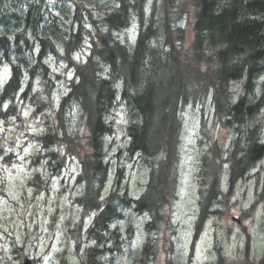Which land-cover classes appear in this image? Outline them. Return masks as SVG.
I'll use <instances>...</instances> for the list:
<instances>
[{
    "label": "trees",
    "instance_id": "1",
    "mask_svg": "<svg viewBox=\"0 0 264 264\" xmlns=\"http://www.w3.org/2000/svg\"><path fill=\"white\" fill-rule=\"evenodd\" d=\"M89 1H70L73 10L53 15L42 8L44 0H0V71L5 66L10 73L0 87V124L19 120L24 109L41 119V130L31 138L43 155L32 160L41 159L50 177L59 175L68 158L78 160L77 181L84 189L75 203L81 216L95 214L88 229L76 223V249L80 233L94 242L76 254L78 264L116 263L122 255L116 247L120 230L111 225L128 211L149 213L151 219L145 226L151 236L130 253L128 264H184L172 241L162 247L158 233L169 222L167 208L179 189L188 113L198 115L190 168L197 195L195 236L205 223L215 226L212 258L204 264H251L248 244L236 252L227 247L232 231L221 221L234 211L264 225V0H98L111 6L107 11ZM147 7L148 27L138 18ZM186 14L192 19L190 45L181 26ZM136 19L144 30L135 48H126L116 34ZM86 47L89 53L80 57ZM62 70L72 78L55 107ZM206 109L226 133L225 142L207 129ZM72 111L82 134L72 129ZM117 132L124 141L108 143ZM136 154L143 160L136 182L145 181V190L133 199L120 181L124 167L114 159ZM111 168L117 171L115 186L104 188ZM33 181L40 189L39 174ZM241 188L242 198L245 193L249 199L245 208L236 195ZM253 251L264 256V246Z\"/></svg>",
    "mask_w": 264,
    "mask_h": 264
},
{
    "label": "rangeland",
    "instance_id": "2",
    "mask_svg": "<svg viewBox=\"0 0 264 264\" xmlns=\"http://www.w3.org/2000/svg\"><path fill=\"white\" fill-rule=\"evenodd\" d=\"M32 1L25 0V3L28 4ZM36 1L34 0V2ZM44 1L45 4L42 8L53 15H58L60 9L71 10L70 1L74 2L75 0H69V2L68 0ZM90 4L93 7L105 9V11L111 8L109 5L99 3L98 0H92ZM131 13L130 15H132ZM138 18L144 21L147 27L152 23L150 16L146 13H143L142 19L139 16ZM185 29V44L190 45L192 31L187 22ZM59 76L60 78L55 83L53 100H57L66 89V80L72 78L67 70L59 71ZM206 113L207 129L209 130L210 127L214 136L225 142L227 140L226 133L213 125L208 109H206ZM116 115L115 120L120 121L121 117ZM70 116L72 119L74 118V125H76L79 121L78 114L73 112ZM34 118L27 110H23L20 120L10 119L6 124H0V148L3 149V153L0 155V260L4 264H20L26 256L37 259L38 264H59L62 259H65L67 264H75V244L70 237L69 230L80 219L79 207L73 202L74 198L82 192V188L76 183L79 169L74 161L68 159L63 170L53 178L46 172L41 159H39V163H36V158L33 162L32 158L38 155L39 146L31 140V135L41 130L39 126L41 119ZM121 129L118 130L121 131ZM197 133L198 115L185 114L181 132L179 189L171 207L169 222L159 232L162 247L167 248L172 241L174 249L180 251L186 258L190 256L189 264H202L209 259L210 250L213 247L212 235L215 231V226L210 221L206 223L204 230L193 242L197 195L194 173L190 168L193 161L192 144L196 142ZM113 141H115V145L124 141L123 134L119 132L114 139H108V143ZM4 157L10 158V164L3 162ZM130 161L125 156L117 159V163L120 162L128 171L123 186L127 185L132 189L136 184L137 174L136 170H131L135 165ZM36 173L40 175V189L29 186V182ZM134 189L136 192L133 193L137 195L138 191L136 188ZM36 190L37 192H35ZM242 192L243 188L239 189L236 195L240 197ZM245 199L244 205L249 202L248 198ZM242 200L243 198H241ZM129 212L132 213L131 211L126 213L129 214ZM131 215L129 214V221H122L118 224L123 232L128 224L134 227V236L130 241H127L124 257L118 264H127L128 257L131 256L130 252L139 250L149 235L143 226L147 216L144 218ZM250 233L251 235L248 236L250 247L253 250L261 248L262 239L259 226H253ZM248 237L246 235L244 237L236 236L232 245L235 246V249L237 245L238 248H243Z\"/></svg>",
    "mask_w": 264,
    "mask_h": 264
},
{
    "label": "water",
    "instance_id": "3",
    "mask_svg": "<svg viewBox=\"0 0 264 264\" xmlns=\"http://www.w3.org/2000/svg\"><path fill=\"white\" fill-rule=\"evenodd\" d=\"M258 264H264V260H261Z\"/></svg>",
    "mask_w": 264,
    "mask_h": 264
}]
</instances>
